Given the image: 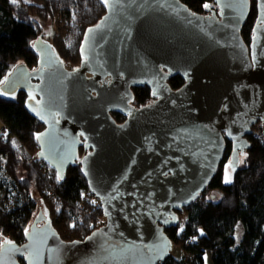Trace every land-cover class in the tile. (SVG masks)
<instances>
[{
    "label": "water",
    "instance_id": "95a60500",
    "mask_svg": "<svg viewBox=\"0 0 264 264\" xmlns=\"http://www.w3.org/2000/svg\"><path fill=\"white\" fill-rule=\"evenodd\" d=\"M106 7L84 36L77 68L38 38V66L17 65L0 86L6 95L39 97L28 99L46 124L39 155L61 177L80 147L87 150L82 168L106 220L67 241L40 214L25 242L2 243L0 264L163 262L173 249L166 228L206 189L226 139L236 167L253 126L264 122V0L250 47L241 34L250 0H215L208 14L182 0H107ZM173 75L185 79L178 89L168 82ZM144 85L154 99L136 107L132 87Z\"/></svg>",
    "mask_w": 264,
    "mask_h": 264
},
{
    "label": "trees",
    "instance_id": "16d2710c",
    "mask_svg": "<svg viewBox=\"0 0 264 264\" xmlns=\"http://www.w3.org/2000/svg\"><path fill=\"white\" fill-rule=\"evenodd\" d=\"M182 2L202 14L216 8L215 0ZM21 5L0 0V85L17 65L38 66L39 52L34 42L41 33L39 21L51 19L57 25L52 45L66 67L74 69L83 60L81 45L88 28L107 11L104 0H29ZM257 16V0H250L241 28L249 47ZM168 82L178 89L185 79L173 75ZM132 90L136 107L154 99L147 85ZM29 96L25 90L15 95L0 92V119L4 124L0 130V246L6 240L25 242L38 208L34 189L61 237L67 241L84 239L103 225L102 204L91 192L81 163L71 165L58 180L57 170L40 157L37 137L46 124L31 110ZM113 116L119 123L127 118L120 111ZM248 139L251 145L247 159L231 183L225 182L224 166L233 144L226 139L223 160L206 189L177 212L174 226L166 228L173 246H180L184 256L177 257L171 251L159 264H264V122L253 126ZM85 152L81 146L80 153ZM20 171L25 176H20ZM214 192L220 194L218 199L210 196ZM238 225L243 227L240 240L236 236ZM20 262L25 264L23 258Z\"/></svg>",
    "mask_w": 264,
    "mask_h": 264
},
{
    "label": "rangeland",
    "instance_id": "374dc122",
    "mask_svg": "<svg viewBox=\"0 0 264 264\" xmlns=\"http://www.w3.org/2000/svg\"><path fill=\"white\" fill-rule=\"evenodd\" d=\"M26 1H29V0H16V3H18L20 6H22L21 4H23ZM39 23H40V32L41 33H40V36L38 38H42L43 40L52 43V39H53V37H54V35L56 33V30H57V25L51 19L41 20V21H39ZM0 92H3L1 88H0ZM29 98H33V99H36V100L39 99V97L36 94H33V93L30 94ZM3 127H4L3 121L0 119V130ZM86 152H87V150H86ZM84 154L85 153H83V154L80 153L79 159L76 161V163H81V158H82V156ZM246 159H247V151L244 152L243 154H240V157H239V160H238V166L235 167L232 164L231 156H229V158H228V160H227V162L225 163V166H224L225 178H226V176L230 177V182H227V183H231L233 181V178H234V175L236 173V170L239 167H242L245 164ZM20 176H25V173L23 171H20ZM33 195H34V197L36 198V200L38 202V208H37V210H36V212H35V214L33 216V219L31 221L30 225L33 223V221L36 218L40 217V214H43L45 217H47L48 219H50L49 211H48V209H47L44 201L40 197L39 193L35 189L33 191ZM210 196L213 199H218V197L220 196V194L217 193V192H214V193H211ZM40 224H43V222H41ZM236 236H237V238L239 240L243 236V227L241 225H238V227H237ZM6 241H8V240H6ZM172 253L175 256L180 257V258L184 256L183 249L180 246H178V245H174L173 246Z\"/></svg>",
    "mask_w": 264,
    "mask_h": 264
},
{
    "label": "snow or ice",
    "instance_id": "6c2138e0",
    "mask_svg": "<svg viewBox=\"0 0 264 264\" xmlns=\"http://www.w3.org/2000/svg\"><path fill=\"white\" fill-rule=\"evenodd\" d=\"M12 2L15 3L16 0H12ZM104 3L106 4V3H107V0H104ZM204 6H205V7H208L207 4H205ZM262 22H264V20H262ZM31 110H32V111H35V108H31ZM13 143H14V141H13ZM57 179H58V180H59V179H62V177L59 175V173H58V175H57ZM225 182H226V183H227V182H230V177L226 176V178H225ZM93 203H95V201H93ZM166 222H167V221H166ZM182 230H183L182 228L179 229V231H182ZM193 239H195V237H194Z\"/></svg>",
    "mask_w": 264,
    "mask_h": 264
},
{
    "label": "flooded vegetation",
    "instance_id": "af4514ba",
    "mask_svg": "<svg viewBox=\"0 0 264 264\" xmlns=\"http://www.w3.org/2000/svg\"><path fill=\"white\" fill-rule=\"evenodd\" d=\"M34 68H36V67H34ZM31 69H33V68H31ZM34 81H37V80H34ZM31 93H33V92H30V94H31ZM33 94H35V93H33Z\"/></svg>",
    "mask_w": 264,
    "mask_h": 264
},
{
    "label": "crops",
    "instance_id": "0c3cea01",
    "mask_svg": "<svg viewBox=\"0 0 264 264\" xmlns=\"http://www.w3.org/2000/svg\"><path fill=\"white\" fill-rule=\"evenodd\" d=\"M209 263L211 264V262H208L207 264H209Z\"/></svg>",
    "mask_w": 264,
    "mask_h": 264
}]
</instances>
